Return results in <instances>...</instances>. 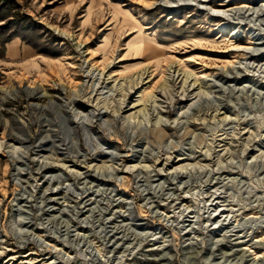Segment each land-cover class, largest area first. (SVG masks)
<instances>
[{
  "label": "rangeland",
  "instance_id": "374dc122",
  "mask_svg": "<svg viewBox=\"0 0 264 264\" xmlns=\"http://www.w3.org/2000/svg\"><path fill=\"white\" fill-rule=\"evenodd\" d=\"M0 264H264V0H0Z\"/></svg>",
  "mask_w": 264,
  "mask_h": 264
},
{
  "label": "bare ground",
  "instance_id": "6f19581e",
  "mask_svg": "<svg viewBox=\"0 0 264 264\" xmlns=\"http://www.w3.org/2000/svg\"><path fill=\"white\" fill-rule=\"evenodd\" d=\"M202 1H206V0H202ZM243 14V13H242ZM78 45H79V43H78ZM235 51H237V52H240L241 51V48H235ZM105 63L104 62H101L100 64L98 63V64H96V66H95V68H94V70H92L91 71V69L90 70H88V71H86L87 72V74H88V76H89V78L91 77V79H93L94 81L95 80H97V77H98V75H100L99 76V78H98V81H99V79H102L103 80V78H102V75L104 74L103 72H104V69L105 68H111V65H112V63L110 62L109 64H107L106 66L104 65ZM227 64V63H226ZM225 65V64H224ZM103 66H105V67H103ZM82 67V66H81ZM222 67V66H221ZM93 68V67H92ZM98 70V71H97ZM83 71V70H82ZM91 71V72H90ZM94 71H97L98 72V74H94ZM149 72H148V69L146 70V69H144L143 71H141L140 73H139V75H138V77H137V79H136V82H133V83H130V86L129 87H127V88H124V90H125V92H128L130 89H136V88H138V86H139V84L141 85L142 84V81H140L142 78H143V76L146 74V78H151L152 77V75L151 74H148ZM115 76V75H114ZM186 78V77H185ZM186 80L188 81V77L186 78ZM186 80H184V83L186 82ZM104 81V80H103ZM100 82V83H104V82ZM37 84V83H36ZM35 85V84H34ZM80 85H82V84H80ZM194 85V84H193ZM193 85H192V87H193ZM189 86H191L190 85V82H189V85H188V87H185V85L182 87V92H181V94H182V98L180 99L181 101H188L189 100V94L191 93V92H189V90H188V88H189ZM96 91H97V89L95 90V93H96ZM130 91H132V90H130ZM20 92H23L25 95H26V97H33V96H36V95H41V94H43L45 91L42 89V86H41V84H39V86H37V85H35L34 87H26V88H24V89H20ZM125 92H124V94L121 96V97H127V98H129L130 96H132V93L131 92H129V93H126L125 94ZM133 92V91H132ZM46 94V93H45ZM89 100H90V98H88ZM142 99H140V100H138V101H136V102H134L129 108H127L126 106L125 107H123L122 106V104H123V101H124V99H122L121 100V102L119 103V106L120 107H116L117 108V110H116V112H118V110L120 111H122L121 113H125L126 111H129V110H132V109H135V111H134V114L136 113H138L139 112V110H137V108L136 107H139L140 105L142 106V105H144V102H143V104L141 103L142 101H141ZM176 100H178V99H176ZM91 101V100H90ZM125 102V101H124ZM177 102V101H176ZM81 102L80 101H76L75 99H71V101H69V103H68V105L69 106H72L73 108H80V104ZM122 106V107H121ZM59 114H61V115H64L65 113H66V109H65V107L64 106H62V109L61 110H59V111H57ZM107 112V110L105 109V111L104 112H102L101 111V109H99V108H96V107H93L92 108V110H91V112H90V117H95V118H100V116H101V114H103V113H106ZM112 112V111H111ZM114 112V111H113ZM54 113V112H53ZM108 113V112H107ZM118 116V115H117ZM131 116H128V118H130ZM87 122V121H86ZM69 123V122H68ZM68 123H66L67 125H68ZM83 121L81 122V123H79V124H82L83 125ZM69 126V125H68ZM67 126V127H68ZM68 129V128H67ZM4 139V138H3ZM63 144V143H62ZM120 159H122L121 157H120ZM178 160H180V159H178ZM179 168V167H178ZM184 168V167H183ZM177 169V168H176ZM180 169V168H179ZM178 170V169H177ZM177 170H175V172L177 171ZM154 171V170H153ZM180 171H181V169L179 170V172L178 173H176L177 175H179V174H181L180 173ZM158 175H161L160 173H158ZM156 176H157V174H156ZM178 179V178H177Z\"/></svg>",
  "mask_w": 264,
  "mask_h": 264
}]
</instances>
